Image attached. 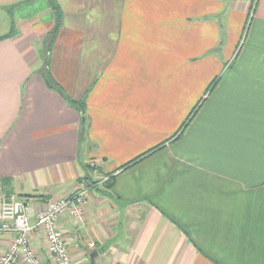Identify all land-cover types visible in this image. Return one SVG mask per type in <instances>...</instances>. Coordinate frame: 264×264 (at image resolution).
<instances>
[{
  "label": "crops",
  "instance_id": "obj_1",
  "mask_svg": "<svg viewBox=\"0 0 264 264\" xmlns=\"http://www.w3.org/2000/svg\"><path fill=\"white\" fill-rule=\"evenodd\" d=\"M57 1L48 52L50 0H0L5 191L91 184L73 264H264V0Z\"/></svg>",
  "mask_w": 264,
  "mask_h": 264
},
{
  "label": "built area",
  "instance_id": "obj_2",
  "mask_svg": "<svg viewBox=\"0 0 264 264\" xmlns=\"http://www.w3.org/2000/svg\"><path fill=\"white\" fill-rule=\"evenodd\" d=\"M90 188L91 184L86 183L72 194L49 201L46 207L34 212L31 197L7 193L0 179V234L12 235L0 264H45L32 246V236L39 229L44 233L53 264H73L60 221L62 218L83 220Z\"/></svg>",
  "mask_w": 264,
  "mask_h": 264
},
{
  "label": "trees",
  "instance_id": "obj_3",
  "mask_svg": "<svg viewBox=\"0 0 264 264\" xmlns=\"http://www.w3.org/2000/svg\"><path fill=\"white\" fill-rule=\"evenodd\" d=\"M50 3L52 6V9H53V12L55 14L56 23H55V27H54L53 31L51 32L50 40H49L48 45H47L48 52L52 49L55 37H56V35L60 29L61 23H62V11H61L60 4L58 3L57 0H50ZM69 102L78 106V108L81 110V113L83 111L82 114L84 115V112H85L84 102H82V101L77 102L74 100H69ZM27 196H29V195H27ZM29 197H31V196H29Z\"/></svg>",
  "mask_w": 264,
  "mask_h": 264
},
{
  "label": "water",
  "instance_id": "obj_4",
  "mask_svg": "<svg viewBox=\"0 0 264 264\" xmlns=\"http://www.w3.org/2000/svg\"><path fill=\"white\" fill-rule=\"evenodd\" d=\"M82 113H83V111H82ZM81 128H82V130L85 129V115H83V114H82V116H81ZM95 254H96V252H93V253L91 254V258H92V261H93V262H94Z\"/></svg>",
  "mask_w": 264,
  "mask_h": 264
},
{
  "label": "rangeland",
  "instance_id": "obj_5",
  "mask_svg": "<svg viewBox=\"0 0 264 264\" xmlns=\"http://www.w3.org/2000/svg\"><path fill=\"white\" fill-rule=\"evenodd\" d=\"M249 23V22H248ZM248 23H247V25H248Z\"/></svg>",
  "mask_w": 264,
  "mask_h": 264
}]
</instances>
